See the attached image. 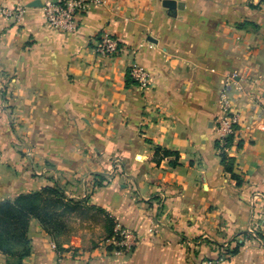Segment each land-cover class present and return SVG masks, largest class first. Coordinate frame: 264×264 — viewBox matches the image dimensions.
<instances>
[{
    "label": "crops",
    "instance_id": "1",
    "mask_svg": "<svg viewBox=\"0 0 264 264\" xmlns=\"http://www.w3.org/2000/svg\"><path fill=\"white\" fill-rule=\"evenodd\" d=\"M49 1L0 0L23 10L20 23L0 15V201L52 185L82 198L96 177L89 203L136 243L118 252L105 237L74 254L66 242L58 256L32 219L21 264H264L261 0H86L69 35L46 26ZM103 34L118 40L116 55L95 54ZM133 66L149 73L146 89L125 86ZM226 89L241 122L224 151L240 185L215 148ZM0 264L12 263L0 254Z\"/></svg>",
    "mask_w": 264,
    "mask_h": 264
},
{
    "label": "trees",
    "instance_id": "2",
    "mask_svg": "<svg viewBox=\"0 0 264 264\" xmlns=\"http://www.w3.org/2000/svg\"><path fill=\"white\" fill-rule=\"evenodd\" d=\"M135 85L134 81L127 74L125 86ZM232 138L227 139L225 146H220L215 141V148L218 151L220 165L224 172L230 174L231 179L235 180L237 185L241 184L238 176L233 173L234 159L229 157L224 151L230 146ZM161 153L163 158L174 157L169 165L175 167L178 165L177 153L155 148V154ZM98 185V184H97ZM78 202L66 199L63 191L55 186H45L38 191L22 194L13 200L0 201V254L5 256L12 264H21L22 261L31 254V241L28 237V227L30 220H36L42 229L52 237L53 231L57 233L61 223L58 218H64L79 209ZM101 212V209H97ZM105 234L106 238L115 237L113 228L115 224L106 216ZM242 243H237L232 249H227L228 256L234 255ZM57 251L62 254L66 250L57 246Z\"/></svg>",
    "mask_w": 264,
    "mask_h": 264
},
{
    "label": "built area",
    "instance_id": "3",
    "mask_svg": "<svg viewBox=\"0 0 264 264\" xmlns=\"http://www.w3.org/2000/svg\"><path fill=\"white\" fill-rule=\"evenodd\" d=\"M94 1L97 3L100 2V0ZM261 4L264 9V0H261ZM87 7L88 2L86 0H56L46 2L42 6L45 24L54 32L65 35L73 34L77 30L80 17L87 11ZM0 15L12 20L14 23H20L23 16V10L14 9L6 11L0 9ZM94 51L99 57L114 56L120 51L118 40L114 37L103 34L96 41ZM128 75L141 90L146 89L150 83L149 73L141 67H131ZM3 90L4 88L0 87V92L5 94ZM219 105L221 113L216 119L215 140L220 146H225L227 139L232 138L233 140L237 136L241 117L239 113L233 111L234 99H232L227 89L221 92L219 96ZM250 128V126L246 127V129L249 130ZM27 155L30 154L27 153ZM159 207L160 206L157 203L156 208L158 209ZM261 223L264 224V216L261 217ZM114 234L118 237V239H115V237L112 239L115 245L119 248L118 252H131L136 243V238L133 233L119 228L115 229ZM50 248L60 256V253L57 251L56 245L53 242L50 243ZM226 251L223 252L218 259L219 263L225 262V258L228 256Z\"/></svg>",
    "mask_w": 264,
    "mask_h": 264
},
{
    "label": "rangeland",
    "instance_id": "4",
    "mask_svg": "<svg viewBox=\"0 0 264 264\" xmlns=\"http://www.w3.org/2000/svg\"><path fill=\"white\" fill-rule=\"evenodd\" d=\"M101 182L102 180L98 181L96 177L86 182L87 193L82 198L80 196L83 191L80 190L75 192L76 198L74 197L72 200L64 194L67 200L78 202L80 206L77 211H74L69 216L57 219L62 226L57 233L53 231L51 237L54 239L53 243L56 248L57 246L61 248V245L66 242L73 243L76 248L72 252L75 254L78 250L88 249L104 240L106 237L105 224L107 223V215L103 211L98 212V207L89 203L93 189Z\"/></svg>",
    "mask_w": 264,
    "mask_h": 264
},
{
    "label": "water",
    "instance_id": "5",
    "mask_svg": "<svg viewBox=\"0 0 264 264\" xmlns=\"http://www.w3.org/2000/svg\"><path fill=\"white\" fill-rule=\"evenodd\" d=\"M163 6L165 8H173L174 7V3L172 1H164L163 2ZM29 8H37V7H41L40 3L38 1H34L32 3H30L28 5Z\"/></svg>",
    "mask_w": 264,
    "mask_h": 264
}]
</instances>
